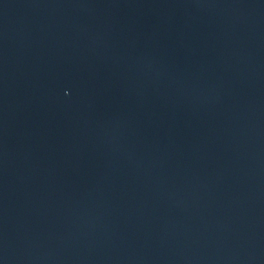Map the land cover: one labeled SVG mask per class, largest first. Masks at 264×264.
I'll return each instance as SVG.
<instances>
[{"label": "water", "instance_id": "water-1", "mask_svg": "<svg viewBox=\"0 0 264 264\" xmlns=\"http://www.w3.org/2000/svg\"><path fill=\"white\" fill-rule=\"evenodd\" d=\"M0 264H264V0H0Z\"/></svg>", "mask_w": 264, "mask_h": 264}]
</instances>
